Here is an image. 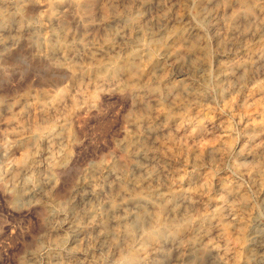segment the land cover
I'll use <instances>...</instances> for the list:
<instances>
[{
    "label": "rangeland",
    "instance_id": "1",
    "mask_svg": "<svg viewBox=\"0 0 264 264\" xmlns=\"http://www.w3.org/2000/svg\"><path fill=\"white\" fill-rule=\"evenodd\" d=\"M80 1L0 0V264H264V0Z\"/></svg>",
    "mask_w": 264,
    "mask_h": 264
},
{
    "label": "bare ground",
    "instance_id": "2",
    "mask_svg": "<svg viewBox=\"0 0 264 264\" xmlns=\"http://www.w3.org/2000/svg\"><path fill=\"white\" fill-rule=\"evenodd\" d=\"M79 3L80 4H82L81 3V1L79 0ZM242 6H243V9H244V12L245 13H249L250 11H251V6L250 5H248V4H246L245 3V1L244 2H242ZM52 9V8H51ZM53 10H47V12L43 15L44 16V18H46L47 20H49L50 22L52 21V20H54V15H53V12H52ZM44 12V11H43ZM252 16V15H251ZM8 17V16H7ZM10 17V16H9ZM3 18V17H2ZM85 18V17H84ZM116 18V17H115ZM87 19V18H86ZM103 19V18H102ZM1 20V19H0ZM6 20V19H5ZM13 20V19H12ZM88 20H90V19H88ZM7 21V20H6ZM48 21V22H49ZM2 22V21H1ZM5 22V21H4ZM3 23V22H2ZM50 45V44H49ZM50 48H51V46H49ZM179 53V52H178ZM136 56V55H135ZM130 60V59H129ZM128 60V61H129ZM133 60V59H132ZM131 61V60H130ZM134 61L135 60H133V63H134ZM126 62V61H125ZM112 64V63H111ZM114 64V63H113ZM137 64V63H136ZM103 65V64H102ZM126 65V64H125ZM135 65V64H134ZM99 66V65H98ZM113 66V65H112ZM100 67V69H101V66H99ZM107 67H110V66H107ZM103 68V67H102ZM120 68V67H119ZM123 68V67H122ZM126 68V67H125ZM93 69V68H92ZM97 70V69H96ZM106 70H108V68L106 69ZM117 70V66L115 67V65H114V68H113V71H116ZM121 70V69H120ZM119 71V70H118ZM95 72V71H94ZM114 75H115V73H114ZM64 90V89H63ZM259 149V148H258ZM163 200V199H162ZM161 200V201H162ZM160 201V200H159ZM160 212H161V210L158 212V215H157V217H158V219H160ZM154 216V215H153ZM164 219V218H163ZM160 222H161V224L162 225H164L163 223H162V221L160 220ZM158 225H160L159 223H158ZM172 226V225H171ZM164 228V227H163ZM170 228V227H169ZM173 229V228H172ZM175 229V228H174ZM245 229V228H244ZM148 230V229H147ZM164 231H166V230H164ZM163 234H164V232H163V230L160 228L159 230H157V231H147L146 232V234H145V236H144V240H143V243H144V245H146V247H147V244L150 242V241H153V240H156V239H159L160 237H162L163 236ZM239 234H241V233H239ZM155 241H153V243H154ZM151 243H149V245H150ZM145 248V247H144ZM129 254V253H128ZM238 258V257H237ZM138 258H137V256L132 252V253H130L127 257H126V259H125V261H126V263L127 264H134V263H136V260H137ZM140 261V260H139ZM239 261V260H238Z\"/></svg>",
    "mask_w": 264,
    "mask_h": 264
}]
</instances>
